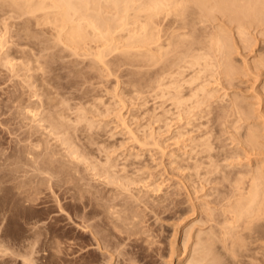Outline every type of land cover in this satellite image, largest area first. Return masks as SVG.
<instances>
[{"label":"rangeland","instance_id":"374dc122","mask_svg":"<svg viewBox=\"0 0 264 264\" xmlns=\"http://www.w3.org/2000/svg\"><path fill=\"white\" fill-rule=\"evenodd\" d=\"M136 1L137 5L148 3V0ZM141 1L143 2L141 3ZM96 2L92 4L94 7L91 6L90 9L97 14L92 15V12H90V15L99 14L98 18L102 15L104 18L101 16V19L99 18L100 21L110 22L112 27H114V31L118 29L114 33L117 37L112 42H119L118 44L114 43V45H119V47L117 46V49L113 45L112 48L111 44L113 43L109 42L111 50L107 47L108 51L105 52L104 57L106 61L102 63L93 54L86 55L87 51H83L85 54H82V50H79L78 52L80 53L74 52L75 54H73L72 49H69L59 39L57 40L56 37H59L58 31H55L54 23L51 25L52 21H49V18L52 19L53 15L44 13L45 16H43L41 14L43 12H39L35 16L32 15L34 18H31L32 16L28 13L27 15L22 10L16 11L18 8L16 6L13 7L8 2L3 3L0 7V44H2L1 41L4 43L2 44L4 47L0 45V55H2L0 56V156L4 155L0 157V163L2 164L6 161L5 164H0V174L3 175L5 173L8 181L10 180L9 177L14 180L22 179L23 173L16 171L13 166L15 164L12 163L11 165L10 163L12 162L11 157L16 155L15 152L21 153L22 145L29 142L28 135L30 134L27 133L31 131L37 133L39 128L36 126H38L39 122L44 124H39L41 134L43 133L41 129H45L46 132H54L52 131L53 125L49 123L51 121L48 118H44L48 116L46 114L50 113L52 109H47L49 106L43 105L44 102L42 103V101L47 102L48 98H51L52 100H57L53 103L56 104L54 107H57L58 104L60 105V110L64 109L59 112L63 111L62 113H64L66 109H69L73 114L71 115L70 112L67 115L65 114V116H70L69 120L72 123L69 120L67 121L72 125L71 128H74H70V131L73 130L74 133L79 126L83 129L80 128V131H75L79 133H74L76 137L77 135L79 138H89L87 135L94 136V139L92 137H90L92 138L91 140L90 138L85 139L86 142L83 138L77 139L76 141H84L77 142L80 145L86 143L82 144L81 146L83 147L81 148L89 149L90 145H87L90 142L88 144L87 142L90 140L93 147L90 146V148L95 150V157L97 158L98 156L100 158H97V161H108L107 159L110 157L116 165L118 164L117 167L119 166V169H123L120 167L125 166L124 172L127 171L125 174L129 173L132 178H136V181H133V179L130 181L131 183L128 182L124 186L127 185L126 187L130 188V190H127L132 191L135 196L137 193L142 199L147 197L146 203L149 206H146L144 202L133 203L134 206L140 204L138 205L140 207H138L140 209L138 212H141L140 214L142 215L139 220L140 223L137 225L138 233L136 235L130 234L131 237L127 239L128 233L117 234L114 231L118 237L113 234L112 237L114 238L111 237L110 239L118 245H115L113 250H109L96 243L97 238L106 234V232L102 233L103 230L106 231L102 227L104 222H101V220L104 221L103 215L102 218H100L101 214L96 217L94 216V214L96 215L95 211H92L93 213L95 212L94 214H88L91 207L93 208L94 206L97 211H99V208H96L97 206L95 207V205L92 206V204H87L90 207L86 206L83 200L84 203H81V199L84 196L81 199L75 198L78 202L72 200L74 198L71 195L74 192L69 190V184L65 185V187H63L64 185L61 186L63 190L57 189L58 185H53L54 187L56 186V188H52V191L55 190L56 196L51 193L50 189L47 192L48 184H45L46 186L41 185V188L44 187L42 188L44 190L43 193L41 191V194L35 195L37 196L36 198L35 196L32 197V195L29 197L25 195L28 198L27 201L24 200V195L20 197L24 198L22 200L19 199L20 195L16 193L25 194L16 188L18 181L10 180L6 182L3 179L2 182L7 185L5 183L1 185L0 183V197L4 198H0L2 201H0V205H4L0 209V215H2L0 217V264H103L100 262L102 258L104 261L107 260L105 261L107 262L106 264H119L122 258L127 259L128 262L126 261V263L128 264H131L132 261L137 264H206V260L197 261L194 259V254L196 255L197 253L195 249L201 248L204 243L214 240L216 247H220L218 255L222 251L230 252L229 246L233 240V232H231L232 234L223 232L226 227L230 226V220L224 219L225 215H230V213L228 211L224 212V208L230 204L236 180L246 174H264V26H257V24L247 25L243 34H239L237 23L231 19L228 13L221 12L218 9L213 10V15H210V17L199 21L196 24V30L198 31L194 29V32L193 30L191 32H193V35H197V33L202 35V37H199L203 40H200L202 45L211 46L212 39L214 38L213 41H216L217 37H222L225 43L220 41V43H223L221 45L222 48L221 46L218 48L209 47V52H207L208 50L202 52L204 58L201 60L202 65L199 66V69H201L200 78L193 84L190 82L184 83L186 90H188L184 94L185 102L183 106H177L174 101L176 97L173 94V96L171 94L165 95L162 91L165 86L169 85V82L161 87H158L155 83L158 75L156 71L163 66V62L155 65L147 60L142 62L143 60L140 61L139 58L137 61L135 56H132L134 54L129 56V49H125V46H127L126 35L133 34L135 30L140 29L145 23L144 17V20H141L143 24L138 21V11L134 8L138 6L132 3V8L130 7L129 10V13H131L129 15L131 16L128 18L130 23H128V28L125 29L124 27L126 26L122 27V25L125 24L123 22L126 20L122 16L126 12L121 9L125 8L126 1L125 3L120 1L118 8L109 0L98 1L100 4H96ZM4 4L10 5L5 6ZM98 5L100 6L98 7ZM101 5L103 6L102 8ZM134 13L137 14L135 15ZM46 16L50 17L47 18ZM120 18H124V21ZM41 25L42 27H38ZM138 32L140 31L138 30ZM92 44H95V41ZM98 44L93 45L96 46L94 49L102 47ZM94 49L93 51L99 50ZM135 49L136 47L131 50L137 52ZM133 51L130 53H135ZM175 53L179 54L176 51ZM43 56L45 57L43 58ZM131 56L133 59H131ZM6 60L9 66L6 65ZM12 64L15 65L13 66L14 68L10 66ZM28 64L29 66H27ZM37 66H42L41 69L43 70L38 69L39 67ZM181 69L179 65L173 67L176 78L180 82H183L184 79L190 80L195 74L191 67H186L182 75L178 72ZM166 81L168 80L166 79ZM45 91H49L52 94L48 92L50 95L48 96ZM36 93L37 95H35ZM58 101L59 103H57ZM62 102L66 105H61ZM19 103L22 104V108L20 105L18 107L15 105ZM24 103L25 105H23ZM36 106L39 107V110ZM54 107L53 109L59 110ZM80 108L82 109L80 110ZM25 109L26 111L31 109L35 111L37 109V118H34L35 120L30 118L33 120H29V116L25 115ZM40 110L44 111V116ZM77 111L78 113L75 115ZM39 114H42L43 117ZM82 114H84V117H80ZM38 118H44L47 123ZM89 120L90 122H88ZM74 123L78 125L77 127L75 126L76 128L73 127ZM28 125L29 127H27ZM50 126L52 130L49 129ZM34 132L33 135L36 134ZM40 133L36 135L39 136ZM55 133L57 134L58 132ZM41 134L40 137L42 136ZM46 134L43 133V135L48 136ZM56 134L54 135L55 137L60 134L58 135V140L61 136L63 138V133L59 132ZM33 135L31 134L30 136L34 139L33 141L37 142L38 138L33 137ZM26 136L28 138H25ZM204 142L209 144L208 148H202L201 145ZM66 145L68 146V143H65ZM92 150H88L90 151L88 153L90 156H94V152H91ZM8 154L10 157H8ZM93 156L92 158H94ZM104 157L107 159H104ZM2 159L5 160L3 161ZM101 161L100 163H104ZM2 166H5V168L9 166V171L12 174L9 171H5L8 169L3 170L4 167ZM92 166H90L91 169H94ZM90 167L88 170H91ZM86 170L83 171L85 175L83 176V173L81 175L84 180H81L91 184L84 186L82 183L85 190L89 187V190L91 188L92 190H102L104 188L106 193L107 191L110 193V189L113 186L110 187L109 183H112L111 178L113 177L107 178L105 177L107 176L106 174L103 175L106 178L104 180L109 181L110 179L109 183L104 184L100 180V178L102 179L101 175H97V177L94 175V177L93 173L96 172L91 170L93 173H88L89 171L85 172ZM2 171L5 172L3 173ZM6 173L11 176L7 177ZM14 174H20L21 178H16L18 175ZM91 174L92 177H90ZM12 175L15 177L13 176V178ZM125 179L122 180L121 178L122 182L120 179L118 181L113 178V180L122 183L128 181ZM13 183L16 185L15 187L12 186ZM92 184L93 186H91ZM28 187H25V189ZM149 188L155 190L151 191V193H146L145 190ZM66 189L67 192L72 193H65L64 195ZM8 190L9 194H7ZM88 191L85 192L90 195ZM129 191L123 190L122 193L125 192L127 194ZM109 193L107 194L109 195ZM38 195L42 198L38 199ZM111 195L109 196L112 197ZM121 195L122 197L117 199V202L122 201L124 198V194ZM85 196L87 203L91 202L90 196L89 198L87 194ZM150 196L155 197L152 200ZM15 197L18 199H14ZM30 197L32 199L35 198L36 201L32 200L34 201L32 202ZM125 197L130 196L126 195ZM127 199L130 200L126 198L124 201L128 202ZM5 200L10 202V204ZM14 200L16 203L13 202ZM132 200L134 199L132 198ZM23 201L27 202L24 204ZM124 201L120 203H125ZM4 202L6 203L4 204ZM13 203L15 207L14 205L12 206L16 208L15 211H12V207L10 208ZM4 207L8 208L7 211L9 213L3 209ZM20 212H23V217L20 216ZM13 214H16L18 218L15 219ZM86 214L89 215V219L85 218ZM33 219L36 223L32 221ZM13 220L15 221L13 222ZM25 220H28L31 224H28L29 222ZM99 222H101V226L98 225ZM18 223L20 226L17 225ZM91 223L97 224H92L95 227L91 225L95 229L87 226ZM33 226L34 228H32ZM93 230H101L102 232L94 237L96 232ZM15 231L21 233L20 236L15 234ZM91 232L94 233L92 234ZM23 233L27 234L28 237ZM224 235L227 237L225 244L222 241V236ZM24 237L30 238V241ZM147 237L155 243L152 247L148 245V242L144 241V239H148ZM23 238L27 239V242ZM5 250V253L2 252ZM112 253L114 255L110 256L109 254ZM130 259L131 262H129Z\"/></svg>","mask_w":264,"mask_h":264},{"label":"bare ground","instance_id":"6f19581e","mask_svg":"<svg viewBox=\"0 0 264 264\" xmlns=\"http://www.w3.org/2000/svg\"><path fill=\"white\" fill-rule=\"evenodd\" d=\"M98 1L101 2V0H0V7L3 5V3L8 2L11 5H13V7L16 6L18 8L16 11L22 10L24 13L26 12V14L28 13L30 16H32V15L35 16V15H37V13L39 14V12H43V13H41V14H43V16H45V14L53 15L52 19L49 18L50 16H48V17L46 16V17L49 18L50 22L52 21L51 25H53L52 23H54L55 28L58 29V30L55 29V31L56 32L58 31V34H59V37H56L57 40L59 39V41L66 44L69 47V49H72L73 54H75L74 52L80 53V52H78L79 50H82L81 51L82 54H85V53H83V51L84 52L87 51L86 55L91 53L100 61V63H102V62L106 61V59L104 60V57H105V52L108 51L107 47H109V50H111L110 44H108L109 42L113 43V44H111L112 48H113V45L115 42H112V40L115 41V38L117 36H115L114 33H116V31L118 29L117 30L115 29V31H114L113 30L114 27H112L110 22L103 21V20L100 21L99 18L102 15L99 16V18H98L99 14L92 16L93 14H97V13L92 12V10L90 8H91V6L94 7V5H92V4H95L94 2H96V4H100V2H98ZM109 1L114 3V5H116L115 6L116 8H118V6L120 5V3H119L120 1H123L124 3L126 1V5H124L125 8L121 9V10L126 12V14L123 13L125 15L122 16L126 20L125 22H123L125 24H123L122 27L126 26L124 28L127 29L128 23H130L128 21V18H130L129 16H131V15H129V14H131V13H129L130 7L132 8V6H131L132 3L136 4L137 1L136 0H135V2H133L134 0H125V1L124 0H113V1L109 0ZM130 1H131V3H130ZM142 2L143 1H141V3ZM147 2L148 3L145 2L142 4H138V5L136 4L135 6H138V7H134L138 11V14L134 13L135 15L137 14L138 21L145 19L144 20L145 23L143 24L142 23L143 21L140 22L143 24V26L140 25L141 28L139 27L141 30L138 29L140 32H138V30H135L133 32V34L126 35L127 39L125 41H127V46H125V49L126 50L129 49L128 51L131 52V51H133L131 49L132 48L134 49V47H136L135 50H137V52L136 51H133L135 53L128 52V54H129V56L134 54L132 56H135V60H137V61L139 58L140 61L143 60L142 62H144V61L146 62V60H147L148 62H150V61H151V63L153 62L155 65H157V64L159 65V62H163V66L161 68L157 67L159 69L158 70L156 69L157 71L155 70L156 74L159 75V76L157 75V77H156L157 79L155 80V83L157 84L158 87H161L166 83L168 84V82H169V85L165 86V89H162V91L165 95H167V94L172 95L173 94L174 97H176V99L174 101L177 104V106H179V105L183 106L184 105L183 103L185 102L184 94H186L188 92V90H186L184 83L190 82L191 84H193L197 81V79L200 78V70L201 69H199V66L202 65L201 60L204 58V55L202 52L207 51L209 47L218 48L221 45H223V43H220V41L224 42V39L222 37H217L216 41H213L214 38L212 39V41H211L212 44L210 43L211 46L208 47V46L202 45L201 41H203V40H201L199 38L200 36L202 37V35H200L198 33H197V35L196 34L193 35L194 29L196 30V24H198L199 21H202V20L210 17V15H213L212 14L213 10L218 9L221 12L228 13L231 16V19L237 23V29H238L239 34H243L244 29L246 28L247 25L249 26V25L257 24V26H264V0H148ZM10 4H6V5H10ZM99 6L100 5H98V7ZM102 7L103 6L101 5V8ZM7 8H9V7H7ZM11 8H12V6H11ZM119 8H121V7H119ZM133 9H131V10L133 11ZM118 10H120V9H118ZM137 11H135V12H137ZM23 12H22V14H23ZM90 12H92V15H90ZM34 16H32L31 18H34ZM43 16H42V18H43ZM143 17H144V19H143ZM5 18H7V17L5 16ZM102 18H104V16H102ZM124 18L123 19L120 18V19L124 21ZM135 18H133V19L136 21ZM25 19H27V18H25ZM135 21H132V22H135ZM111 22H113V21H111ZM48 26H49V24H48ZM35 27H36V25H35ZM38 27H42V25L38 26ZM120 27H121V25H120ZM191 30H193V32H191ZM196 31H198V30H196ZM129 32H131V31H129ZM27 37H28V35H27ZM1 40H4V39H1ZM94 41H95V44H92V42H94ZM98 42H100V43L98 44ZM1 43L4 44L3 41H1ZM60 43H59V45H61ZM118 43L119 42H117L115 44H118ZM2 44H0V45L2 47H4ZM96 44L101 45L103 48L97 47V49H99V50L94 49V47H96V46H93V45H96ZM106 44H108V46H106ZM213 45H216V46H213ZM47 46L49 47V45H47ZM114 46L116 48H117V46L119 47V45H114ZM128 46H130V47H128ZM181 46H183V47H181ZM39 47H40V45H39ZM51 47H54V46H51ZM126 47H128V48H126ZM182 48H184V49H182ZM221 48H222V46H221ZM22 49H25V48H22ZM93 49L97 50V51H93ZM25 50H27V49H25ZM59 50H61V49H59ZM104 50H106V51H104ZM126 50H124V51L126 52ZM191 50H192V52H191ZM193 50L195 51L194 53H193ZM175 51L177 53L179 52V54H176ZM26 52L28 53L29 51H26ZM112 52H114V51H112ZM207 52H209V50ZM42 55H44V54L42 53ZM173 55H175V56H173ZM0 56H2V55H0ZM74 56H76V55H74ZM94 56H92V57H94ZM126 56H128V55H126ZM132 56H131V59H133ZM44 57L45 56H43V58ZM52 57H53V55H52ZM9 58H11V57H9ZM7 62L8 61L6 60V65L9 66V63L7 64ZM37 62H38V60H37ZM154 64H152V65H154ZM175 65H179V67L182 68L181 70L178 71L182 75L184 74V68L191 67L195 71L194 76L188 81L186 79H184L183 82H180L179 79L176 78V75H175L174 70H173V67ZM10 66L13 67L15 65L12 64ZM27 66H29V64ZM37 67H39L38 69L42 68V66H37ZM143 67H144V65H143ZM9 68L12 69L11 67H9ZM6 69H7V67H6ZM15 69H17V68H15ZM29 69H30V67H29ZM41 70H43V69H41ZM44 70H46V69H44ZM10 71H8V72H10ZM38 71H35V72H38ZM12 72H13V70H12ZM18 72H19V70H18ZM15 73H17V72H15ZM42 73H40V74H42ZM136 74H138V73H136ZM66 75H68V74H66ZM18 77H20V76H18ZM166 79L168 81H166ZM141 83H143V82H141ZM151 86H153V85H151ZM146 87H147V85H146ZM37 90H39V89H37ZM49 91H51V90H49ZM49 91H45V93H47L46 95H48V96H50L49 93L52 94ZM35 95H37V93ZM54 95L56 96L55 92H54ZM56 101L57 100H52L51 98L50 99L48 98L47 102L42 101V103L44 102L43 105L49 106V107L46 106L47 109H49V108L52 109V110H50V113L46 114L48 116L44 117V118H48V120L51 121V122H49V121L48 122L53 125V128L50 126L49 129L52 128L53 130L52 129L51 130L54 132L48 131V128H47V131L50 132L49 134H48V132H46L45 129H43L44 131L41 129V131L44 134L47 133L46 135H48V136L43 135V133L41 134L40 133L41 127L39 125L41 122H39L38 126H36L39 128V130H37L38 131L37 133H40L43 137L42 136L40 137V134H39V136H37L36 135L37 133L34 131L33 132L36 134L33 135V132L30 130L31 132L27 133V134H30V135L32 134L33 137L38 138L37 142L33 141L34 139H32V136L28 135L29 136V139H28L29 142L22 145L23 148H21V153L16 151L15 152L16 155L11 157L12 162L10 164L11 165H12V163L15 164V165H13L15 167V170L18 172H22L23 178L18 180L16 178L20 177L19 176L20 174H14V175H18L15 178L16 180H14V179H11L9 177L11 175L7 174L8 172L6 173V175H8L7 177H9L10 180H14L16 182L18 181V185L16 188L19 189V191L21 190L20 192H23L25 194H21L19 192H16V193H17V195H20L19 199L23 200L25 198L24 200H27V201H28V198H26L27 196L29 197L32 195V197H33L37 194H41L40 193L41 191L43 193L44 190H42V188H44V187L41 188V185L46 186L45 184H48L47 185V187H48L47 192L50 189L51 193H54L55 190L54 191H52V190L54 188H56L57 185H58L57 189L61 190L63 187H65V185L69 184L68 185V188H70L69 190H71V191L73 190L72 191V192H74L73 195H75L74 197H73V195H71L72 198H74L72 200H74L75 202H78V200L76 201L75 198L81 199V197L84 196L83 199H81V201L83 200L86 203L84 205L89 206L87 204H92V206L95 205V207L97 206L96 208H99L98 209L99 211H97V209H94V206H93V208L91 207L90 208L91 210L88 214L90 215V213H93L92 211H95L96 215L94 214L95 213L94 212L93 213L94 216L97 217L98 214L99 215L101 214L100 218H102V215H103L104 221L101 220V222L102 223L104 222L102 224V227L106 231L103 230V232H102L101 230L100 231H94L93 230L94 232H96L94 234L95 235L94 237H96V235H98V233H100V232H102V233L106 232V234H104L103 236L100 235L102 237L97 236L99 238L96 239V243L102 247L108 248L109 250H113L115 245H118V244H115L114 242H112V239H110L113 234L115 235V237H118V236H116L117 234L128 233L129 234V235H127V239H128L129 237H131L130 234L136 235L138 233L139 229L137 230V228H138L137 225H139L138 223H140L139 220L141 219L142 215L140 214L141 212H138V211H140V209H139L140 207L138 206L140 204L136 203L137 206H134L133 203L134 202H142V203L144 202V204H146V206H149L146 203L147 197H146V199L143 198V199H145V200H143L140 195L139 196L137 195V193L135 196V194L132 191H129L130 188L126 187L127 185L124 186V184H127L128 182L131 183L130 181L134 179V178H132L131 175H129V173L125 174V172L127 173V171L124 172L125 166L120 167L123 169H119V166L117 167L118 164L116 165V163L113 162L110 157L108 159L104 157V159H107L108 161H105V160L101 161L100 160L101 162H104V163H100L99 160L97 161V158L98 159H100V158L98 156H97V158L95 157L96 152H94L95 150H92L93 147H92L91 141H90L92 138L94 139V136L87 135L89 138L92 137V138H90V140H88L87 144L89 142L90 143L87 146L90 145L92 147V148H90V146H89V149L92 150L91 152H94V156L92 155L94 158H92V156H90V154H88V153H90V151H88L89 149L85 150L84 148H81V147H83L81 145L86 144V143H82L81 145L78 144L77 142H79V141L82 142L83 140H79V141H76V140L82 139L83 137L79 138L78 135H77V137L75 135L76 133H78L75 131L79 130L81 128V126H79L78 129H75V131H74L75 134L73 133V130L70 131V128L72 127V125L69 124L71 122V120H69L70 116H65V114L67 115V113H69L70 110L66 109V111H65L66 113L65 112L62 113L63 111L59 112V111L64 110V109L60 110L59 109L60 105H58V104H57V107H54V105H56V104H53V103H55ZM20 102L22 103V101H20ZM37 102H38V100H37ZM21 103L15 104V105H17V107H18V105H20V107L22 108ZM57 103H59V101ZM63 104L66 105L64 102H62L61 105H63ZM23 105H25V103ZM36 105H38V104L36 103ZM43 105H41V106L43 107ZM33 107H35V106H33ZM53 107L56 109L58 108L59 110L57 111V110L53 109ZM36 108L39 110V107L36 106ZM64 108H68V107H64ZM93 108H95V107L93 106ZM98 108H100V107H98ZM37 109H35V111L33 109L26 111V109H25V111H26L25 115L29 116V120H33L34 118H37L36 117V115L38 114L36 112ZM81 109L82 108H80V110ZM67 110H69V111H67ZM86 110H87V108H86ZM25 111H23V112H25ZM41 111L42 110H40V112ZM73 111H75V110H73ZM46 112H47V110H46ZM43 113H44V111H42V114ZM76 113H78V111L75 112V115H76ZM21 114H23V113H21ZM42 114H39V115H41V117H43L44 114H43V116H42ZM70 114L73 115L71 112H70ZM93 114L95 115V113H93ZM82 115L80 117H84V114H82ZM80 117H79V119H80ZM90 117H92V116H90ZM30 118H33V119H30ZM40 118H38V119H40ZM44 118L40 119V120L46 122V120H44ZM38 119H36V120H38ZM82 119H85V118H82ZM122 119H123V116H122ZM67 120H69L70 122H68ZM88 122H90V120ZM31 123H33V122H31ZM41 124H43V123H41ZM34 125H35V123H34ZM75 126L77 127L78 125H75V123H74L73 127H75ZM27 127H29V125ZM46 127H42V128H46ZM31 128L36 131V129H34L33 126H31ZM71 129H74V128H71ZM55 132L63 133L62 134L63 138L61 136L60 139L58 140L57 138H59L58 135H60V134L57 133L58 134L57 135ZM27 134H25V135H27ZM55 134L57 135V137L54 136ZM92 134H94V133H92ZM30 137H31V141H30ZM25 138H28V137L26 136ZM89 138L85 137L83 139L85 141V139L87 140ZM65 143L66 144L68 143V146L67 145L65 146ZM201 146H202V148H208L209 144L207 142H204V143H202ZM96 155H98V154H96ZM2 156H4V155H2ZM2 156H0V157H2ZM8 157H10L9 154H8ZM100 157L102 158V156H100ZM95 158H96V160H94ZM2 160L4 161L5 159H2ZM3 163L5 164L6 161H4ZM16 164H18V165H16ZM7 165H9V164H7ZM9 166L6 168H5V166H2V167H4L3 170L8 169L5 171H9L10 170ZM90 166H92L97 171L94 169H91ZM89 167L91 170H93L96 173H93L91 170H88ZM82 169H84V170L87 169L89 171L88 173H93V176L95 175L96 177H97V175H101L103 180L101 178H100V180L103 181L104 184H107V182L108 183L110 182V179H109V181L104 180V179H106L103 176L105 174L107 175V176H105L107 178L113 177L114 179L116 178L117 180L120 179V181H122L126 178L125 180H128V181H125L126 183H122L123 181L118 182L119 180L116 181V180H113V178H111L112 183H109V186L110 187L113 186V187L110 189V193H109V191H107V193H109V195L112 194L111 195L112 197H110L106 193V190L104 188H103L104 190L100 189L101 190L100 191L97 189L92 190V188H91V190H89L90 187L89 188L86 187L87 189L85 190V188H83V187L87 186L89 183H86L85 181L83 182L84 179L81 177V175H82L84 170H82ZM87 170L85 172H87ZM5 171H2V172L4 173ZM13 172L15 173L14 170H13ZM9 173L12 174L11 171H9ZM14 175H12V177ZM84 175L85 174L83 173V176ZM90 177H92V174L90 175ZM54 178H55V180H54ZM121 178H122V180H121ZM3 179L6 180L5 173L3 175L0 174L1 185L3 183H5V182H2ZM81 179H83V180H81ZM94 179H96V178H94ZM7 181L8 180H6V182ZM133 181H136V178ZM116 182H118V183H116ZM82 183L84 184V186ZM110 184H114V185H110ZM53 185H56V186L54 187ZM12 186L15 187L16 185H14V183H13ZM27 186H29V187L27 189H25V187H27ZM61 186H63V187H61ZM91 186H93V184ZM46 188H45V190H46ZM94 188H97V187H94ZM124 188H126V189H124ZM67 189L64 191V195H65V193H72V192H67ZM122 189L125 191H129V192H127V194L125 192L122 193L123 192ZM127 189H129V190H127ZM83 190H85V191L89 190L88 192H90V195ZM107 190H109V188H107ZM147 190H145L146 193H151V191H154L155 189L153 190V189L149 188ZM47 192H45V193H47ZM9 193L10 192L8 190L7 194H9ZM12 194H13V191H12ZM85 194L88 195V198L90 196L91 200L90 199L89 200L91 202L88 201L89 203H87V199H85V197H86ZM121 194H124L123 197L125 198V199L123 198L122 201L126 200V198H129L130 200L127 199L128 202L124 201L125 203H122V204L120 203V202H122L120 200H119L120 202H117L116 200L122 197ZM21 195H24V196L27 195V196H25L24 198H20V197H22ZM53 195L56 196L57 194L54 193ZM126 195H128L130 197H125ZM38 196H39L38 197V199H39L41 196L40 195H38ZM36 197L37 196H35V198ZM154 197L155 196H152L151 199ZM0 198H3V197H0ZM7 198H10V197H7ZM35 198H33V199L31 198V201L32 200L36 201ZM132 198L134 200H132ZM14 199L17 200L18 198L15 197ZM27 201H23L24 204ZM29 201H30V199H29ZM34 201H32V202H34ZM60 201H62V200H60ZM83 201L81 203H84ZM154 201H155V199H154ZM6 202H8V201H6ZM6 202H4V204ZM13 202L16 203L15 200ZM18 202H19V200H18ZM8 203L10 204V202H8ZM14 203L10 205V208L12 207V209H13L12 211L16 210V208H13V206H12V205H14ZM74 204H76V203H74ZM128 204L131 206H129ZM1 206H4V205H0V209H1ZM14 207H15V205H14ZM75 207H77V206H75ZM84 208H86V207L84 206ZM3 209L6 211L8 210V208H5V207ZM19 211H23V210H19ZM19 211H17V212H19ZM87 211H89V210H87ZM225 211H228V213H230V215L228 214V215H225V217H224L225 220H230V226L226 227L223 232L225 234H227V233L232 234L231 232H233V234H232L233 240L229 246L230 252L226 253V252L222 251L220 253V255H218L217 253H219L220 247H216V244H215L216 242L213 240L211 242L204 243L201 246V248H196L195 250L197 251V253H196V255L194 254V259H196L197 261L206 260L207 261L206 264H264V174L252 173V174H246V175L239 177L236 180V183H235L234 188L232 190V196H231L230 204L228 205V207L224 208V212ZM22 214H23V212L20 214L21 217H23ZM17 215H19V214H17ZM89 215L85 216V218L89 219L88 218ZM13 216L15 219L18 218V217H16V214L15 215L13 214ZM94 216H92V217L94 218ZM0 217H2V215H0ZM82 217H83V215H82ZM11 218H12V216H11ZM14 221L15 220H13V222ZM25 221H24V223L27 222V221L26 222ZM32 221H34V219ZM99 221H100V219H99ZM101 222H99L98 225H100ZM28 224H31V223L29 222ZM92 224L97 225L96 223H91L89 225H87V224L86 225L91 226ZM13 225H14V223H13ZM17 225H19V223ZM92 226H94V225H92ZM94 227H92V228L95 229ZM32 228H34V226ZM98 228H96V229H98ZM99 229H101V228H99ZM114 231H116L117 234H115ZM94 232H91V233L93 234ZM31 233L34 234L33 232H31ZM15 234H19V236H20L21 233L16 232ZM23 234L27 236V234H25V233H23ZM122 236H124V235H122ZM27 237H24V238H27ZM15 238H17V237H15ZM112 238H114V237H112ZM147 238L148 239H144V241L148 242V245H151L150 247H152L153 244H155V243L153 241H151L149 237H147ZM27 239H24V240H26V242H27ZM226 239H227V237L225 235L222 236V241L224 242V244L226 242ZM138 240H140V239H138ZM22 242H24V241H22ZM35 242H37V241L35 240ZM33 250H34V248H33ZM2 252L5 253L6 250L2 251ZM30 254H32V253H30ZM137 254H139V253H137ZM109 255L112 256L114 254L112 253ZM24 260H26V259H24ZM101 260L104 261L103 258ZM95 261H97V260H95ZM102 261H100V262L103 264L107 263V262H105L107 260H105L104 262H102ZM126 261H127V259L125 260L124 258H122L120 260L119 264H128V263H126ZM129 262H131V259L129 260ZM132 263L137 264L133 261L131 262V264Z\"/></svg>","mask_w":264,"mask_h":264}]
</instances>
